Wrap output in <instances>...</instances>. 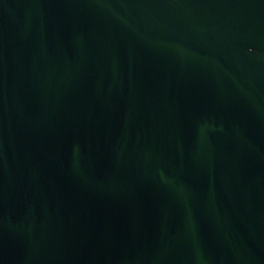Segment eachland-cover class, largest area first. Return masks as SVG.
<instances>
[{
    "label": "water",
    "instance_id": "water-1",
    "mask_svg": "<svg viewBox=\"0 0 264 264\" xmlns=\"http://www.w3.org/2000/svg\"><path fill=\"white\" fill-rule=\"evenodd\" d=\"M0 264H264V0H0Z\"/></svg>",
    "mask_w": 264,
    "mask_h": 264
}]
</instances>
